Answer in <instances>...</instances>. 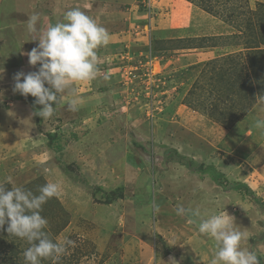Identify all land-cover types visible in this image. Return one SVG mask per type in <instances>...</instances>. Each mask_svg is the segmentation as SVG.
I'll use <instances>...</instances> for the list:
<instances>
[{"label": "rangeland", "instance_id": "obj_1", "mask_svg": "<svg viewBox=\"0 0 264 264\" xmlns=\"http://www.w3.org/2000/svg\"><path fill=\"white\" fill-rule=\"evenodd\" d=\"M142 6L136 0L138 22L121 14L130 8L124 5L109 11V22L103 18L107 0H0V74L17 69L21 55L38 46V37L68 10L92 13L109 34L98 49L96 82H75L65 92L68 102L78 99L77 110L63 101L52 117L32 119L42 108L36 98L20 103L0 87V111L12 114L10 130L0 128V186L38 195L46 183L59 185V194L42 206L45 231L54 241L74 243L59 259L40 264H211L215 241L199 233L198 223L224 211L246 234L243 246L264 264V135L254 130L264 117V5L151 0V7ZM27 9L39 17L35 33L27 29ZM168 14L202 32L167 40L174 25H161V19ZM149 28L155 32V114L141 82L129 75L148 51ZM203 32L212 39L198 38ZM112 37L120 41L116 47H108ZM184 46L197 52L215 46L214 61L199 56L193 68L176 66L169 59L188 55L173 52ZM250 112L247 120H256L237 131ZM215 134L216 140L207 137ZM236 135L239 140H230ZM226 138L229 149L223 152L220 141ZM236 183L250 191H231ZM178 206L185 215H177ZM6 228L0 230V264H25L29 243Z\"/></svg>", "mask_w": 264, "mask_h": 264}, {"label": "clouds", "instance_id": "obj_2", "mask_svg": "<svg viewBox=\"0 0 264 264\" xmlns=\"http://www.w3.org/2000/svg\"><path fill=\"white\" fill-rule=\"evenodd\" d=\"M38 19L37 15L29 18V33L37 31ZM38 40V46L26 55L30 65L35 67L39 64L40 67L38 71L27 74L18 72L14 77L13 90L25 98L29 95L35 97L34 103L43 107L34 115L44 120L53 116L64 100L63 94L75 82L96 77L99 71L98 49L108 44L109 34L85 12L74 8L63 14L62 21L49 26ZM53 102L57 105L55 108ZM78 103L77 98H72L67 107L77 110ZM256 126L264 127V120L257 121ZM8 182L11 183V177ZM38 192L35 195L22 187L5 189L0 186V230L7 224L9 236L27 240L30 246L23 253L25 264H40L41 260L48 258L57 260L74 243L71 240L54 241L45 231L48 221L41 215L42 206L59 194V185L46 183ZM176 212L183 216L186 209L178 206ZM194 215L199 217L200 213L197 211ZM234 222V217L226 211L199 220V233L215 241L217 251L211 264H260L257 253L243 246L247 236L234 227Z\"/></svg>", "mask_w": 264, "mask_h": 264}, {"label": "crops", "instance_id": "obj_3", "mask_svg": "<svg viewBox=\"0 0 264 264\" xmlns=\"http://www.w3.org/2000/svg\"><path fill=\"white\" fill-rule=\"evenodd\" d=\"M79 0H77V2H78ZM156 2V1H155ZM135 3H136V0H107V6H108V10H106L105 11V15H104V19H107L109 22L111 21L110 19H109V17H111L112 16V19H113V13L111 14L110 12H114V10H116L117 8H118V6H121V5H124L125 7H127V6H130V8H128L127 7V10H128V12L126 11L125 13H121V14H124V15H126V16H130L135 22H138V20L140 19V15H138V12L136 11L137 10V7H135ZM249 3H250V7H256V3L257 4H262V5H264V0H249ZM158 4V3H157ZM156 4V5H157ZM109 7L111 8V9H109ZM30 9H27V11H26V13H29V15L30 16H32V13H31V11H29ZM110 11V12H109ZM65 12V11H64ZM92 15V13L90 14V16ZM139 16V17H138ZM168 16V17H167ZM165 18H162L161 19V25H164L163 23H167V24H169V23H171V22H173V27L171 28L173 31H172V33H174V34H169V35H167V36H169V37H167V38H169V39H167V38H165V39H167V40H172V39H175V41L176 40H178V41H183V40H185V39H192V38H195V36L194 37H192V38H188L187 36H182V35H184V34H188V33H192V32H195V31H200V32H202V30H200V29H198V28H195V29H193V28H189L188 26H190V24L188 23V22H186L188 19H186V21L184 22L183 20H182V18L181 19H179V18H173V16H172V14H168ZM200 16L201 17H204L203 16V14H200ZM116 19V18H115ZM112 20V22L114 23H117L116 21H118V20ZM128 19V18H127ZM164 19H167V20H164ZM176 19H178V21L176 20ZM204 21V20H203ZM46 22V21H45ZM191 22H192V20H191ZM47 23V22H46ZM181 23V24H180ZM159 24H160V22H159ZM192 24H193V22H192ZM135 25V24H134ZM108 26V25H107ZM104 28H106L107 29V27H104ZM157 29H159V28H157ZM153 32H152V34H151V36H152V39H153V36H155V32H154V28H153V30H152ZM156 31V30H155ZM217 32V31H216ZM215 32V33H216ZM177 35V36H176ZM118 37V36H117ZM117 37H112V40H111V42H110V45H108V47H116L117 46V43L118 42H120L119 40H118V38ZM211 37H213V36H210V34H208V32H203V35L202 36H199L198 38H211ZM146 39V38H145ZM212 39V38H211ZM118 40V41H117ZM111 43H114V44H111ZM114 45V46H113ZM37 46V45H36ZM36 46H33L32 47V49L33 48H35ZM214 47L215 46H213V49H205V48H201V49H199L200 51L199 52H197V50H195L194 48H192V47H188V46H184V47H181V48H178L176 51H173L174 53H176V52H178V51H180V52H183V53H188V55H186V56H180L178 59H175V60H173L172 61V59H169V61L171 62V63H175L176 64V66L178 65V66H181V67H183V66H185V68L186 69H188V67L189 68H191L193 65H195V63L198 61V57L200 56V57H203L205 60H207V62H208V64H209V61H214L213 59L214 58H212L213 57V53H214ZM210 48H212V46L210 47ZM31 46H29V48H28V51L27 52H25L24 54H22L21 55V60H22V63H20V61H19V63H18V67H17V69H13V70H10L11 71V73L10 72H8V71H5V72H3L2 74H0V87H2L3 88V90H5L4 91V93H10V95H14V96H17V97H19L20 98V103L23 101V99H26L24 96H22V95H20L19 93H16V92H14V82H15V80H10V79H8L7 77H9V76H12V75H16L18 72H24L25 74H27V73H30V72H34V71H38V69H39V67H40V65L38 64V65H36L35 67H33L32 65H30L29 64V57L26 55V53H28V52H30L31 50ZM194 51H196L195 53H192V52H194ZM187 58H189V59H191V62H190V64H189V62H188V64H186V62H187ZM199 60V62L198 63H202V61H205V60ZM17 62V61H16ZM160 63H162L161 61H160ZM174 64V65H175ZM186 64V65H185ZM201 65V64H200ZM28 66V67H27ZM165 66V65H164ZM194 67V66H193ZM192 67V68H193ZM160 68H162V66H161V64H160ZM184 68V67H183ZM5 81V82H4ZM89 81H91L92 82V85H93V81L94 82H96V80L94 79V80H89ZM102 81H104V80H102ZM3 83H5V84H3ZM59 95H61V94H58V96ZM64 95V100L63 101H67L68 102V100L66 99V93H64L63 94ZM1 97H2V95H0ZM0 97V98H1ZM24 102V101H23ZM67 102L66 103H64V102H62L61 103V105H63V104H67ZM22 104H24V103H22ZM61 105H60V108H61V110H62V107H61ZM259 105H260V103H259ZM56 107L57 105L53 102V107ZM40 107H43V106H41L40 105ZM181 109H182V107H181ZM253 109H255V107L253 108ZM252 109V110H253ZM8 110V109H7ZM4 111V110H1L0 111V116L2 117V118H0V128L1 129H8V130H10V126L8 125L9 123H10V121H9V119H10V117H12V114H11V112L10 111ZM253 112V111H252ZM252 112H250L247 116H246V118L244 119V121L242 120V122L239 124V125H236L235 126V128H236V130L238 131L240 128H242L243 130H245L246 128H244L249 122H251V120H256L255 118H250V119H248L247 120V118H249V115L252 113ZM32 113V112H31ZM63 113V112H62ZM32 117V119L34 118V114L31 116ZM17 120V119H16ZM19 120L21 121V123H25V121H28V120H26V119H23V117H20L19 118ZM262 120H264V117L262 118ZM8 123V124H7ZM22 124H20V126H21ZM245 125V126H244ZM13 126H15V125H13ZM16 127H18L17 125H16ZM254 129V128H253ZM255 131H257L256 133H258V135L260 134V136H261V134H263L264 135V127H255V129H254ZM254 130H253V132H254ZM235 131V129L233 130V132ZM244 132L242 131V133L241 134H243ZM210 136H213L212 137V140H216V138H215V136H218V134H215V135H207V137H210ZM239 140L238 139V136L236 135V136H234V138H231L230 140ZM230 140L228 139V138H226V139H221V141H220V144H221V146H222V148H224V150H223V152L225 151V150H228L229 148L226 146V143L227 142H230ZM253 145V144H252ZM251 145V146H252ZM259 145V144H258ZM231 150V149H230ZM228 152H231V151H228ZM217 187V186H216ZM217 188H219V187H217ZM233 192H235V191H233ZM231 195H233V193L231 194ZM232 203V202H231ZM231 203H230V205H231ZM228 205H226L225 207H227Z\"/></svg>", "mask_w": 264, "mask_h": 264}, {"label": "built area", "instance_id": "obj_4", "mask_svg": "<svg viewBox=\"0 0 264 264\" xmlns=\"http://www.w3.org/2000/svg\"><path fill=\"white\" fill-rule=\"evenodd\" d=\"M141 4L143 5L142 7H144L146 9L147 7H151L150 6L151 0H141ZM150 18H151V16L149 17V19ZM149 29L152 32V29L151 28H149ZM146 39L150 40L148 48H147L148 51L145 55L141 56V57H144V59L142 62L139 60V63H138L139 66L138 67L134 66L136 68L134 73L131 71L129 73V75L134 76V79L141 82L143 91L146 94L148 93V96L150 97L149 98L150 100H148L147 104L149 105L151 103V105H149V108H151V113H154L155 105H154V100L151 99V97L152 98L155 97V92H157V86L155 85V71H154L155 55H154V52L152 50V44H151L152 36H151L150 32H148ZM125 72H129V71L125 70ZM150 95H152V96H150Z\"/></svg>", "mask_w": 264, "mask_h": 264}, {"label": "trees", "instance_id": "obj_5", "mask_svg": "<svg viewBox=\"0 0 264 264\" xmlns=\"http://www.w3.org/2000/svg\"><path fill=\"white\" fill-rule=\"evenodd\" d=\"M186 166H187V165H186ZM210 168H212V167H210ZM212 169H213V168H212ZM200 170L203 171L202 168H200ZM210 170H211V169H210ZM206 171H208V169H206ZM212 171L216 172L215 169H213ZM217 173H218V172H216V173L213 174V179L218 180L217 177H219V174H218V176H217ZM214 177H215V178H214ZM218 181H220V179H219ZM218 181H217V182H218ZM219 186H221V187L227 189V188L224 186V183H222V182H219ZM242 188H244V190H246L247 192L250 191L249 188H248V186H246L245 184H239V183H236V184H234V185L232 184L231 187H230V190H231V191H235V192H240V191L242 190Z\"/></svg>", "mask_w": 264, "mask_h": 264}]
</instances>
